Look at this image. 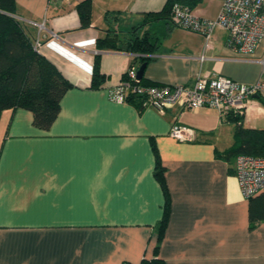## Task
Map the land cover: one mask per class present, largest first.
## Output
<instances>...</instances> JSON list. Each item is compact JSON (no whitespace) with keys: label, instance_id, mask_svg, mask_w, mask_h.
Returning a JSON list of instances; mask_svg holds the SVG:
<instances>
[{"label":"crops","instance_id":"crops-1","mask_svg":"<svg viewBox=\"0 0 264 264\" xmlns=\"http://www.w3.org/2000/svg\"><path fill=\"white\" fill-rule=\"evenodd\" d=\"M12 1L13 17L70 87L47 131L27 110L1 113L0 264H139L153 255L166 196L164 264H264V194L242 196L236 158L226 155L235 147L234 122L207 107L160 114L136 99H111L143 63L141 85L192 86L199 76L253 84L264 79V38L244 58L226 46L223 30L207 46L202 34L148 22L166 0ZM85 1L91 21L82 27L77 6ZM223 1L201 0L192 13L214 20ZM135 26L154 44L150 53L95 48L110 34L131 36ZM97 55L103 80L93 87ZM261 104H249L244 129L264 130L246 119L264 116ZM174 125L192 129L194 140L172 139Z\"/></svg>","mask_w":264,"mask_h":264},{"label":"trees","instance_id":"trees-1","mask_svg":"<svg viewBox=\"0 0 264 264\" xmlns=\"http://www.w3.org/2000/svg\"><path fill=\"white\" fill-rule=\"evenodd\" d=\"M200 2L201 0H166L160 12L146 14L145 19L149 20L148 22L165 20L172 27L177 28L171 20L173 6L179 5L192 12V9ZM77 8L81 26H89L91 21L90 2H81ZM13 15V1L0 0V116L5 110L24 109L32 114L33 125L36 128L47 131L56 119L60 110L61 97L70 85L63 79L55 66L34 51L32 41ZM108 18L110 16L106 14L105 20L108 21ZM135 28L138 27L132 28L131 36L122 39L111 34L104 39H98L95 48L99 51L150 53L154 44H151L150 38L145 36L146 33L137 34ZM91 78L93 87L100 85L103 80L99 70L98 55L94 58ZM133 99L138 100V106L143 108L140 97L131 96L127 102ZM227 119H231L236 125L235 147L226 154L227 158H236L239 155L264 158V130L244 129L242 126L243 117L229 115L225 119L221 118L224 122ZM162 174L163 170L158 165L155 176L167 194ZM249 201L251 202L252 199ZM167 218L168 199L166 196L165 212L157 227V244L153 255L150 259L143 258L139 264H164L158 257V250L163 240Z\"/></svg>","mask_w":264,"mask_h":264},{"label":"built area","instance_id":"built-area-1","mask_svg":"<svg viewBox=\"0 0 264 264\" xmlns=\"http://www.w3.org/2000/svg\"><path fill=\"white\" fill-rule=\"evenodd\" d=\"M171 20L177 28L202 34L207 46L212 33L223 30L227 32L226 46L248 58L264 38V0H224L214 20L198 18L187 9L174 5ZM40 46L39 41H35L34 51L38 53ZM136 72L135 68H130L125 81L112 88L111 99L114 102L121 104L131 96L140 97L142 107L152 108L160 114L176 106L191 111L207 107L216 110L222 119L229 115L243 117L251 102H264V79L244 85L221 76H199L192 86L170 87L141 85ZM169 135L179 142H192L195 132L174 125ZM234 170L239 189L246 200L264 194V158L239 155L235 159Z\"/></svg>","mask_w":264,"mask_h":264},{"label":"rangeland","instance_id":"rangeland-1","mask_svg":"<svg viewBox=\"0 0 264 264\" xmlns=\"http://www.w3.org/2000/svg\"><path fill=\"white\" fill-rule=\"evenodd\" d=\"M261 106L264 107V104H261ZM246 119L250 120L248 123L251 125V127L254 126V128L264 129V116L260 115L258 118H256L255 115H252L248 118L246 117Z\"/></svg>","mask_w":264,"mask_h":264},{"label":"water","instance_id":"water-1","mask_svg":"<svg viewBox=\"0 0 264 264\" xmlns=\"http://www.w3.org/2000/svg\"><path fill=\"white\" fill-rule=\"evenodd\" d=\"M145 67H146V64L143 63V64L139 67V69L137 70V72H136V77H137V79H138L139 81H140V80L142 79V77H143V73H144ZM253 98L257 99V96H254Z\"/></svg>","mask_w":264,"mask_h":264}]
</instances>
